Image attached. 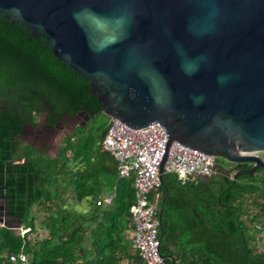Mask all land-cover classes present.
Masks as SVG:
<instances>
[{
	"label": "water",
	"instance_id": "water-1",
	"mask_svg": "<svg viewBox=\"0 0 264 264\" xmlns=\"http://www.w3.org/2000/svg\"><path fill=\"white\" fill-rule=\"evenodd\" d=\"M0 16L84 84L107 130L158 124L164 149L251 166L233 181L264 169V0H0Z\"/></svg>",
	"mask_w": 264,
	"mask_h": 264
},
{
	"label": "trees",
	"instance_id": "trees-1",
	"mask_svg": "<svg viewBox=\"0 0 264 264\" xmlns=\"http://www.w3.org/2000/svg\"><path fill=\"white\" fill-rule=\"evenodd\" d=\"M48 106L91 117L53 159L12 143ZM99 112L84 84L54 63L39 39L0 16V159L24 161L0 164V186L7 187L9 216L28 230L21 236L0 227V264H12L10 254L25 255L26 264H143L129 238L133 178L117 179V164L101 147L107 125L96 122ZM111 193L108 208L96 206ZM160 194L159 253L166 264H264V239L253 228H264V169L235 181L216 175L183 185L163 174ZM70 200L88 201L89 211H73Z\"/></svg>",
	"mask_w": 264,
	"mask_h": 264
},
{
	"label": "built area",
	"instance_id": "built-area-1",
	"mask_svg": "<svg viewBox=\"0 0 264 264\" xmlns=\"http://www.w3.org/2000/svg\"><path fill=\"white\" fill-rule=\"evenodd\" d=\"M107 132L112 141L120 140L119 145L108 141L105 132L101 142L102 149L110 153L117 164V179L133 178L134 201L130 207L132 248L138 252L143 264H166L159 253L158 239L161 162L165 157L163 174L175 176L183 185L189 181L196 182L200 177L210 179L221 175L216 165L217 159L189 151L186 146L175 142L164 149L166 132L158 124L134 131L114 120ZM228 175L233 177L234 173L229 172ZM113 197L111 193L99 198L96 206L108 208ZM253 228L260 234L264 233L261 224L253 223ZM27 231L19 229V234L22 236ZM8 261L12 264L27 263L23 254H10Z\"/></svg>",
	"mask_w": 264,
	"mask_h": 264
},
{
	"label": "flooded vegetation",
	"instance_id": "flooded-vegetation-1",
	"mask_svg": "<svg viewBox=\"0 0 264 264\" xmlns=\"http://www.w3.org/2000/svg\"><path fill=\"white\" fill-rule=\"evenodd\" d=\"M48 111L49 112L47 113L45 112L39 114L34 124L27 123L23 125L21 127L20 133L14 138L12 143L15 142L16 144L14 145L16 146L19 144V146L28 147L38 154L53 159L58 155L59 149L66 136L73 134L77 128H84L91 119L84 125V120L82 115H80L82 111L77 112L73 116H69L66 113H59L54 111L53 108L51 110L49 106ZM82 125H84V127H82ZM2 150V140L0 139V156L2 154ZM259 157L264 161V153L259 154ZM19 160L22 159H17L14 162H3L0 159V164L4 163V165H10L12 167L23 165V160V164H16ZM246 167L250 168L251 166L245 164H240L238 166L229 165V168L224 172L236 173L237 171L248 170ZM4 169L6 168L4 167ZM7 174L8 173L6 172L3 173L4 180L6 179ZM6 192L7 187L5 185L0 186V202H3L2 200L4 198L6 206L5 213L2 211L4 215L0 218L2 221L0 222L2 223L0 224V227H4L12 231L14 229L13 227H18L16 224L17 218L9 216L8 214L10 212V208L8 206V198L5 196Z\"/></svg>",
	"mask_w": 264,
	"mask_h": 264
},
{
	"label": "rangeland",
	"instance_id": "rangeland-1",
	"mask_svg": "<svg viewBox=\"0 0 264 264\" xmlns=\"http://www.w3.org/2000/svg\"><path fill=\"white\" fill-rule=\"evenodd\" d=\"M96 122L99 124H103V125H107L108 124V121L107 119L105 118V116H99L96 118ZM216 165L218 166V168H220L221 170L223 171H226L228 168H229V165L228 163H226L224 160L222 159H217V162H216ZM69 206H71V209L73 211H76L77 213H82V214H85L89 211L90 207H89V202L88 201H82L81 203H76V202H73V201H69L68 202ZM2 224V223H0ZM14 229V234L16 235H19V227H13ZM260 236L264 239V233L260 234ZM264 248V241H263V244L262 246Z\"/></svg>",
	"mask_w": 264,
	"mask_h": 264
},
{
	"label": "crops",
	"instance_id": "crops-1",
	"mask_svg": "<svg viewBox=\"0 0 264 264\" xmlns=\"http://www.w3.org/2000/svg\"><path fill=\"white\" fill-rule=\"evenodd\" d=\"M129 238H130V233H129Z\"/></svg>",
	"mask_w": 264,
	"mask_h": 264
}]
</instances>
